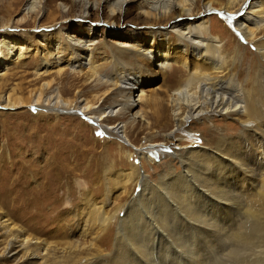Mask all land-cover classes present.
I'll return each mask as SVG.
<instances>
[{"label": "bare ground", "instance_id": "bare-ground-1", "mask_svg": "<svg viewBox=\"0 0 264 264\" xmlns=\"http://www.w3.org/2000/svg\"><path fill=\"white\" fill-rule=\"evenodd\" d=\"M131 1L59 0L56 6L59 12L71 20L77 18L85 28L81 36L70 34L64 20L59 24L54 11L48 12L51 22L54 21L53 32H46L47 27L33 28L34 41L29 42L20 40L10 30L13 27L10 21L0 20V78H4L7 62L23 58L34 48L32 42L38 43L43 51L50 49L53 62L43 59L41 68L55 65L57 71L62 70V53L66 51L69 54L66 62L71 68L85 66L94 72V51L98 43L94 27L99 24L109 29L118 27V21L130 14L127 5ZM133 1L138 10V24L129 31V41L116 45L148 59L152 69L170 71L173 81L175 77L174 85L165 95L153 99H148L142 91L137 92V77H129L121 73L122 70L114 72L117 74L111 80L105 79L125 93L123 100L108 107L106 113L130 111L129 122L136 118L138 123L142 121L147 137L156 136L158 131L165 139L135 146L125 132L128 123L125 119L104 126L107 133L132 147L125 151L128 160L134 154L140 158L139 167L130 163L133 174L123 172L121 177L125 183L138 185L137 196L120 203L114 212L95 200H84L83 206H79L81 209L78 208L83 215L80 211L73 212L77 217H87L86 223L73 228L75 232L69 235L55 234L57 238L53 240L31 236L24 228L16 227L3 212L0 217L2 256L11 257L17 264H264V113L255 87L247 89L227 77L229 71L223 66L221 51L222 34L214 29L210 17L213 11L219 12L231 30L249 44L255 43L259 58L264 57V39L257 37L258 28L264 26V0H243L237 12L233 9L239 0ZM44 2L26 0L20 20L43 11ZM92 14L95 22L89 19ZM93 23L96 26H90ZM160 23H164V31ZM259 68L264 70L262 65ZM178 70L185 71V76L178 74ZM35 74L42 73L35 71ZM48 86V82H42L33 104L47 103L46 107L55 111L86 112L94 124L108 115L102 110L94 116L91 110L87 111L94 105L86 102L72 105L58 91L46 96L43 92ZM1 93L0 86V107L25 104L13 98L10 91ZM143 102L150 116L143 108L133 111L137 103ZM215 115L238 119L248 131L256 133L259 129V135L252 136L247 143L245 134L235 137L223 134L221 144L214 128H204ZM192 122L203 125L201 128L208 136L205 143L211 145H183L185 137L195 135L187 128ZM165 143L181 150L174 151L168 164L154 175L158 176L154 181L151 174L138 169L144 162H153L155 152L161 150L157 145ZM174 158L180 171H174ZM133 175L135 178L131 180ZM113 218L116 219L114 237L112 247L107 249L102 236L104 231L111 230Z\"/></svg>", "mask_w": 264, "mask_h": 264}, {"label": "rangeland", "instance_id": "rangeland-1", "mask_svg": "<svg viewBox=\"0 0 264 264\" xmlns=\"http://www.w3.org/2000/svg\"><path fill=\"white\" fill-rule=\"evenodd\" d=\"M25 1L0 0V20L4 23L10 21L13 26L10 30L15 32L20 40L34 41L31 34L34 32L33 28L37 30L38 26L47 27L44 30L52 33L55 26L51 27L54 21L51 22L52 18L48 17L50 11H54L53 15L59 24L61 20H64L70 34L77 36L85 34V28L80 26V20L77 18L71 20L68 15L66 17V14L59 12L56 7L59 0H44L43 11L38 14L33 13L25 21H21V9ZM242 3L243 0H239L233 10L237 12ZM135 4L133 0L128 3L130 14L124 19L121 18L118 21V27H114V30L103 27L101 24L90 25L96 26L93 32L95 40L98 41L94 51L96 65L94 72L87 70L85 66L71 68L66 62L69 58L66 51L62 53L60 65L63 67L62 70L57 71L55 65L47 69L41 68L40 63L43 59L53 62V58L49 55L50 49L43 51L36 42L31 43L35 45L34 48L31 45L32 48L24 54L23 58L7 62L8 67L4 78H0L1 94L10 91L13 98L20 99L25 104L14 108L0 107V217L4 212L16 227L24 228L31 236L53 240L57 238L55 234L74 233L73 228H79L87 220V217H77L78 215L73 212L76 210L82 213L78 208L83 206L84 200H95L97 204L102 203L106 210L114 212L120 203H125L128 199L137 196L138 185L134 187L133 183H125L121 177L124 173L131 176L133 169L130 163L139 167L140 158L134 154L132 159L130 157L128 160L125 151L132 147L107 133L104 126H112L126 120L128 123L125 132L135 146L165 141L157 133L158 131L156 136L147 137L146 129L142 128L143 122L138 123L137 118L129 122L128 117L132 113L130 111L121 109L114 114L106 113L108 107L115 106L123 100L125 94L124 89L112 87L106 82L105 79L111 80V77L117 74L114 72L122 70L121 73L129 77L136 76L137 92H144L148 99L163 97L166 90L175 82V77L173 81L170 71H160L157 67L152 69L148 59L128 50H122L116 45L120 41H129V31L135 29L136 23L138 24V10ZM198 5L201 9V2ZM210 14L214 21V29L222 34L221 51L223 50L224 55L223 66H226L229 71L227 77L236 80L247 89L255 87L259 93L257 95L259 107L264 113V70L259 68L260 65L264 66V57L259 58L255 43L249 44L241 39L236 31L231 30L219 12L213 11ZM94 18L95 15L92 14L89 19L95 22ZM160 25V29L164 31L162 27L164 23ZM224 30L227 33H224ZM114 32L123 34L125 37L120 38ZM262 36H264V26L257 30V37L263 40ZM171 57L174 58V54ZM35 71L42 74L36 75ZM178 74L184 75L185 71L178 70ZM42 82H48L51 86L44 89V95L48 96L51 92L58 91L64 99L71 101L72 105L76 102L94 105L87 110L95 113L94 116L102 110H105V114L108 115L98 119V123L94 124L91 123L88 118L89 113L87 115L86 112L74 113L71 109L55 111L47 108V103L33 104L32 101L37 97L36 93ZM12 87L15 88L11 89ZM141 108L147 115H151L145 110L147 107L144 102L137 103L133 111ZM188 127L193 133L195 132V135L185 137L182 143L183 145L194 143L195 147L211 145V143H205V137L208 138V136L203 129L206 127L212 130L214 128L221 144H223L221 138L223 134L232 137L245 134L243 137L248 143V139L258 136L260 131L259 129L256 133L248 131L238 119L220 115H215L204 128H201L203 125L193 124V122L188 124ZM156 129L163 131L158 126ZM157 146L161 150L155 152L153 162L147 164L143 161V167L138 169L139 172L151 174L154 181L158 178L154 175L164 167L165 163L168 164L174 151L176 153L181 150L180 147L174 148L169 143ZM162 148L168 149L164 151ZM172 163L175 164L174 171H180L175 158ZM133 178L135 175L131 180ZM112 221L111 230L109 233L104 231L102 236L106 243L103 246L107 249L112 247L111 242L114 237L113 229L116 219L113 218ZM93 229L94 226L91 231ZM1 252L0 245V264L18 263L11 257L3 258Z\"/></svg>", "mask_w": 264, "mask_h": 264}, {"label": "snow or ice", "instance_id": "snow-or-ice-1", "mask_svg": "<svg viewBox=\"0 0 264 264\" xmlns=\"http://www.w3.org/2000/svg\"><path fill=\"white\" fill-rule=\"evenodd\" d=\"M99 135H103V133H98Z\"/></svg>", "mask_w": 264, "mask_h": 264}]
</instances>
